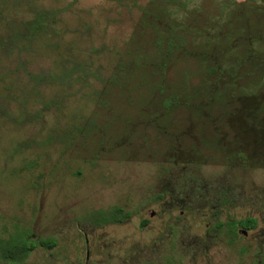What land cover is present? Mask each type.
I'll return each mask as SVG.
<instances>
[{
    "label": "rangeland",
    "instance_id": "1",
    "mask_svg": "<svg viewBox=\"0 0 264 264\" xmlns=\"http://www.w3.org/2000/svg\"><path fill=\"white\" fill-rule=\"evenodd\" d=\"M40 9L65 11L0 52V106L35 116L0 114V240L57 245L0 264H264V0H0V41ZM67 56L86 78L17 71Z\"/></svg>",
    "mask_w": 264,
    "mask_h": 264
},
{
    "label": "trees",
    "instance_id": "2",
    "mask_svg": "<svg viewBox=\"0 0 264 264\" xmlns=\"http://www.w3.org/2000/svg\"><path fill=\"white\" fill-rule=\"evenodd\" d=\"M78 0H74L77 2ZM65 9L60 10H44L40 9L35 13L34 18L27 20L22 23L20 30L10 32L3 39L5 42L0 41V52L6 51L10 56L17 54L19 56L27 55L32 52L33 45L37 42L38 37L47 33L52 26L58 24L61 20V14ZM58 32V30H55ZM60 44L53 42L54 49H58ZM26 62L22 60L19 61L17 71L24 69L27 79L33 84L35 90L40 89L41 86L47 85H58V86H68L74 80H82L83 77L81 73L85 72L88 68L87 63H83L79 59H72L70 57H64L60 61V69L53 70L42 73H34L26 68ZM12 76V75H11ZM3 80V77L2 79ZM3 82V81H2ZM10 90V89H9ZM8 92L7 98L4 100H11L13 94L11 91ZM4 93V91H3ZM0 95V104L2 100ZM26 99H24V104ZM8 107L4 108L0 106V114H5L7 119L11 122H17L23 124L26 121L34 118L35 116H29L28 112L22 108L18 117L13 116L8 112ZM129 217V213H124L121 208H114L108 212H98L93 215V221L97 225H108V224H119L123 223L126 218ZM231 231L233 237L237 236V229L242 228L245 230H253L257 226V220L254 218H246L239 221H231L226 223ZM147 225V221L142 222L141 226ZM222 226V225H221ZM32 241V243H31ZM57 245V242L53 239H42L38 241H33L28 235H22L18 237H10L7 240H0V259L13 263L24 262L29 255L34 252L37 248L43 247L47 250H53Z\"/></svg>",
    "mask_w": 264,
    "mask_h": 264
}]
</instances>
